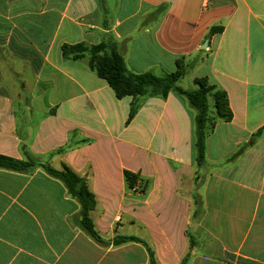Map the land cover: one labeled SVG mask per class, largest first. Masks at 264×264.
Here are the masks:
<instances>
[{"label":"crops","instance_id":"0c3cea01","mask_svg":"<svg viewBox=\"0 0 264 264\" xmlns=\"http://www.w3.org/2000/svg\"><path fill=\"white\" fill-rule=\"evenodd\" d=\"M108 38L129 72L162 76L184 58L189 90L206 77L226 93L232 119L207 137L200 169L183 96L148 98L126 124L131 98L87 58L62 59L63 44ZM11 78L28 96H11ZM0 92V155L89 141L49 162L88 177L103 239L75 225L79 205L59 180L0 169V264H149L145 245L117 237L146 243L157 264H264V0H0ZM124 171L148 189L127 190Z\"/></svg>","mask_w":264,"mask_h":264},{"label":"trees","instance_id":"16d2710c","mask_svg":"<svg viewBox=\"0 0 264 264\" xmlns=\"http://www.w3.org/2000/svg\"><path fill=\"white\" fill-rule=\"evenodd\" d=\"M221 31L222 27H213L210 29L208 37ZM61 55L65 61L87 58L90 69L99 78L107 82L116 98H131L126 124L130 123L148 98L165 99L171 91L183 96L194 113V151L197 170L205 162L206 139L214 130L215 125L218 122H230L232 119L226 93L210 83L206 77L194 80L196 86L194 90H183L179 87L178 82L186 74L188 68L192 67V63L186 64L184 58L176 61L175 72L156 76L151 72L141 74L129 72L125 67L119 45L112 38L96 45L63 44ZM76 134V132L71 133L70 139ZM87 143L89 141L85 139H81L75 144L68 143L46 156L34 155L29 151L26 144H22L20 151L23 159L18 160L0 155V169L27 175L33 174L36 170H41L49 177L59 180L67 195L76 200L79 205V211L73 218L75 225L92 240L102 243L103 239L94 225L93 212L97 207V200L90 188L88 177L80 176L64 162H60L58 168H54L49 162L53 156H60L69 149ZM123 177L129 191L138 186V191L144 193L149 187V180L143 179L138 173L124 171ZM190 198L192 209L198 208L197 206L200 205L199 195L192 191ZM114 242L115 244L135 242L145 245L149 264H157L152 249L140 239L117 237Z\"/></svg>","mask_w":264,"mask_h":264},{"label":"rangeland","instance_id":"374dc122","mask_svg":"<svg viewBox=\"0 0 264 264\" xmlns=\"http://www.w3.org/2000/svg\"><path fill=\"white\" fill-rule=\"evenodd\" d=\"M10 82H11L10 83V85H11L10 94H11V96L13 98L14 97H18L20 95H21L22 98L28 96V91L23 92V94L21 93V90L22 89L19 90L18 83L17 82L15 83L14 80H13V78L10 79ZM179 83H180L181 87L189 90V87L187 85L189 83H188V80L186 79V77H184L183 80H181ZM54 168H57V167H54ZM193 190H196V189L193 187V185L191 186L190 183L189 184L188 183H185V185H183L182 191L185 192L186 194H188L189 196H190V194H191V192Z\"/></svg>","mask_w":264,"mask_h":264},{"label":"water","instance_id":"95a60500","mask_svg":"<svg viewBox=\"0 0 264 264\" xmlns=\"http://www.w3.org/2000/svg\"><path fill=\"white\" fill-rule=\"evenodd\" d=\"M206 46H207V42H204V44H203V49H205Z\"/></svg>","mask_w":264,"mask_h":264},{"label":"built area","instance_id":"2783aa9c","mask_svg":"<svg viewBox=\"0 0 264 264\" xmlns=\"http://www.w3.org/2000/svg\"><path fill=\"white\" fill-rule=\"evenodd\" d=\"M131 191H132V192L136 191V188H135V187H134V188H132V189H131Z\"/></svg>","mask_w":264,"mask_h":264}]
</instances>
